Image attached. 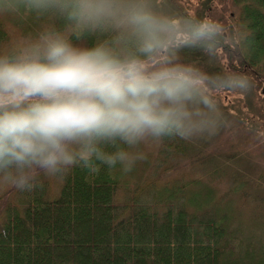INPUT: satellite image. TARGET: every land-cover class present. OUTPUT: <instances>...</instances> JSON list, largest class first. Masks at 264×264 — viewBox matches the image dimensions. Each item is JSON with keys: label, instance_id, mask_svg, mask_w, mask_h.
<instances>
[{"label": "trees", "instance_id": "obj_1", "mask_svg": "<svg viewBox=\"0 0 264 264\" xmlns=\"http://www.w3.org/2000/svg\"><path fill=\"white\" fill-rule=\"evenodd\" d=\"M234 1L245 31L234 44L221 32L202 27L182 5L164 0L163 7L168 22L179 13L190 33L203 30L196 47L207 43L221 49L229 70L253 78L259 90L264 87V0ZM14 32L31 46L49 35L80 48L102 45L121 60L145 63L161 54L156 49L142 52L140 35L119 29L116 18L93 27L69 19L55 4L0 0V46L16 42ZM24 52L18 42L7 56L15 59ZM203 81L213 89L226 86L221 78L205 76ZM262 94L264 99V89ZM158 138L163 144L159 158L165 162L159 174L151 172V155L139 157L143 140L129 146L119 139L96 146L106 154L128 152L136 159L128 171L119 162L109 167L94 155L84 167L78 144L70 152L75 163L61 165L56 179L41 167L26 172L33 177L32 187L15 186L11 200L0 205V264H264V203L252 209L242 204L241 183L221 190L220 166L186 161L202 165L205 174L171 176L166 169L184 164L168 160L188 156V137L172 133ZM11 171L20 174L15 165L0 172ZM53 183H58L54 192Z\"/></svg>", "mask_w": 264, "mask_h": 264}, {"label": "clouds", "instance_id": "obj_2", "mask_svg": "<svg viewBox=\"0 0 264 264\" xmlns=\"http://www.w3.org/2000/svg\"><path fill=\"white\" fill-rule=\"evenodd\" d=\"M32 3L55 4L69 19L93 27L119 10L113 0ZM125 22L140 35V50L152 53L160 43L161 22L136 8L127 11ZM204 35L197 31L181 43ZM197 83L188 69L148 72L143 61L118 59L102 45L78 48L59 35L44 36L15 59L0 57V171L15 165L20 170L15 186L30 188L33 177L23 170L38 165L57 173L61 165L75 163L69 151L73 143L84 150V167L94 155L109 167L119 162L128 171L134 157L123 150L106 154L97 143L119 139L132 146L148 135L189 136V113L165 102L187 98Z\"/></svg>", "mask_w": 264, "mask_h": 264}, {"label": "rangeland", "instance_id": "obj_3", "mask_svg": "<svg viewBox=\"0 0 264 264\" xmlns=\"http://www.w3.org/2000/svg\"><path fill=\"white\" fill-rule=\"evenodd\" d=\"M172 1L176 6L182 5L188 13L198 17L202 27L221 32L231 44L239 43L245 34L240 19L241 8L234 0ZM113 3L119 9L114 17L117 26L127 33L139 35L133 26L125 22V16L130 8L151 15L164 26L163 31L158 33L160 43L155 48L161 54L152 61L145 62L148 72L162 68L188 69L198 81L187 98H182L174 104L165 102L166 106L178 107L188 112L190 119L185 123L193 127V131L187 136L191 151L188 156L171 155L168 160V163L179 161L184 165L181 169L168 168L166 171L170 172L171 176H203L205 169L202 165H196L197 163L187 165L186 161L220 166L222 172L217 185L221 190H229L233 185L241 183L239 193L242 204L248 209L257 207L255 204L262 205L264 203V99L260 95H263L264 87L258 90L253 78L231 72L226 65L225 57L221 55V49L208 47L207 43L198 44V47L206 45L198 48L195 43L199 39L192 43H181L190 40L194 35L190 33V28L184 25L186 21L179 13L168 22L164 13L166 11L163 7L164 0H113ZM167 3H170V0H167ZM193 31L197 32L196 29ZM14 38L16 42L0 46V57H8L7 52L10 47L18 42H21L24 51L31 47L30 40L24 41L18 32H14ZM205 76L221 78L222 84L226 83L223 84L226 86L213 89L203 81ZM142 140L144 146L139 151V157L146 160L151 155V172L162 173L165 162L159 158L162 155L159 150L163 144L158 137L151 135ZM75 145L78 144L69 145L70 152ZM141 159H138V162H141ZM37 167L39 166L33 165L23 171L33 172ZM14 171L10 174L0 172V199H2L0 205L4 201H10L15 192L14 180L17 174ZM42 172L48 178L56 179V174L46 173L44 169ZM57 186L58 183H53L51 191L54 192ZM241 202H239L240 206Z\"/></svg>", "mask_w": 264, "mask_h": 264}]
</instances>
